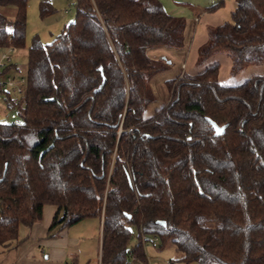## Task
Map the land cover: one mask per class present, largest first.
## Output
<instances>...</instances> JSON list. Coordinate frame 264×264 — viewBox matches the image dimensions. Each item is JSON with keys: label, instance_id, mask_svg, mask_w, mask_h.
<instances>
[{"label": "trees", "instance_id": "obj_1", "mask_svg": "<svg viewBox=\"0 0 264 264\" xmlns=\"http://www.w3.org/2000/svg\"><path fill=\"white\" fill-rule=\"evenodd\" d=\"M27 2L0 0V49L24 47ZM234 2L195 60L226 53L232 75L264 62V0ZM53 11L38 0L40 17ZM182 30L158 0H74L48 43L31 38L21 122L0 121V244L51 205L48 233L100 219L99 264H147L153 236L181 263L264 264V75L221 86L214 62L175 76L142 116L148 79L164 67L146 50L180 48Z\"/></svg>", "mask_w": 264, "mask_h": 264}, {"label": "rangeland", "instance_id": "obj_2", "mask_svg": "<svg viewBox=\"0 0 264 264\" xmlns=\"http://www.w3.org/2000/svg\"><path fill=\"white\" fill-rule=\"evenodd\" d=\"M164 10L183 21L182 46L180 48L156 46L146 50V54L163 64L161 71L154 73L147 82V103L142 116L147 119L168 99L170 91L168 84L177 75H193L214 62L219 68L216 81L221 86H233L255 76L264 75V62L258 65H248L235 75L229 73L231 59L228 54L212 55L206 60L195 62L197 49L209 37V30L223 22L228 21L230 12L234 8V0H158ZM54 11L40 17L38 0H28L26 7V28L24 47L14 49L12 61L15 67L11 74L24 75L26 70V52L30 40L37 35L41 42L48 43L64 24L73 19L74 0H49ZM214 2L220 5L213 10L205 7ZM7 16L11 18L13 7H6ZM165 57L166 59H164ZM168 61V63H167ZM183 63V64H181ZM183 65V66H181ZM54 233L56 228L53 229ZM69 238L75 241L68 246L70 255L78 258V264H95L100 249L101 221L99 218H90L80 221L68 229ZM15 242L0 244V264H14L13 248ZM158 241L147 238L143 241V248L147 257V264H185L177 261L179 253L171 243L159 247ZM171 261V263H170ZM193 264V263H188Z\"/></svg>", "mask_w": 264, "mask_h": 264}, {"label": "crops", "instance_id": "obj_3", "mask_svg": "<svg viewBox=\"0 0 264 264\" xmlns=\"http://www.w3.org/2000/svg\"><path fill=\"white\" fill-rule=\"evenodd\" d=\"M53 212V206L45 205L38 222L30 227H19L18 239L12 247L15 256L14 264H78L76 255H70L67 250L68 246L75 241V239L69 238V227L61 230L56 229L55 233L54 231L48 233ZM98 261L99 254L95 264H98Z\"/></svg>", "mask_w": 264, "mask_h": 264}, {"label": "built area", "instance_id": "obj_4", "mask_svg": "<svg viewBox=\"0 0 264 264\" xmlns=\"http://www.w3.org/2000/svg\"><path fill=\"white\" fill-rule=\"evenodd\" d=\"M13 50L12 46L0 49V121L16 126L20 124L21 116L14 105V101L22 94L25 76L10 73V70L14 68L12 66L14 64L12 61ZM151 239L153 242L157 240L155 236L151 237ZM132 263L133 258L127 262V264Z\"/></svg>", "mask_w": 264, "mask_h": 264}, {"label": "water", "instance_id": "obj_5", "mask_svg": "<svg viewBox=\"0 0 264 264\" xmlns=\"http://www.w3.org/2000/svg\"><path fill=\"white\" fill-rule=\"evenodd\" d=\"M207 121L209 122V124L211 125V127H212V129H213V135L214 136H218V135H220V134H222V132H223V129H224V126H218V125H216L213 121H211L210 119H208L207 118ZM51 145H49L48 147H50ZM46 149H48V148H46ZM45 149V150H46ZM42 153V152H41ZM40 153V154H41ZM158 223H160V224H164L162 221H157Z\"/></svg>", "mask_w": 264, "mask_h": 264}]
</instances>
